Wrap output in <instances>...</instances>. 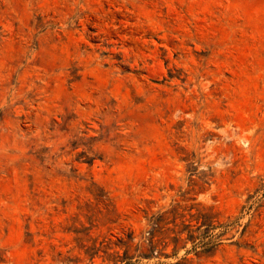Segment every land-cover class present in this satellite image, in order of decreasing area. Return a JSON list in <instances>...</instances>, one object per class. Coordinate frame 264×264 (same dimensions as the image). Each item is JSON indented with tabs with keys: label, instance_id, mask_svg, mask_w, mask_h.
I'll return each mask as SVG.
<instances>
[{
	"label": "rangeland",
	"instance_id": "374dc122",
	"mask_svg": "<svg viewBox=\"0 0 264 264\" xmlns=\"http://www.w3.org/2000/svg\"><path fill=\"white\" fill-rule=\"evenodd\" d=\"M0 264H264V0H0Z\"/></svg>",
	"mask_w": 264,
	"mask_h": 264
}]
</instances>
